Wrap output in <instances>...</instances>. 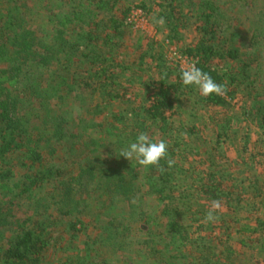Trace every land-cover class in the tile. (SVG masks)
Wrapping results in <instances>:
<instances>
[{"label":"trees","instance_id":"1","mask_svg":"<svg viewBox=\"0 0 264 264\" xmlns=\"http://www.w3.org/2000/svg\"><path fill=\"white\" fill-rule=\"evenodd\" d=\"M74 1L67 13L64 7L56 5L53 0L41 2L44 9H38V12L44 14L45 19L43 18L41 26L32 29L28 13L36 6V2L0 0V264L45 262L46 252L52 246L56 234L50 230L52 222H47L39 208L49 203L62 205L66 202L72 204L74 201L70 197L72 188L61 179L63 170L54 159L59 148L62 150L69 147L70 152L77 153L73 142L79 143L78 139L84 136L83 128L90 123L81 113L75 114L70 101L78 97V92H82L84 96L85 91H88L92 100L98 101L93 110L106 113L89 125L101 129L104 137L100 146L105 154L99 161L95 155L96 167L82 168V172L88 173L89 179H96L99 190L97 193L110 194L111 199L127 198L136 186H143L146 195L158 202L157 216L162 219L160 221L164 220L158 237L160 240L168 239L166 244L173 247L170 254L159 247L156 257L158 260L164 258V262L169 264H182L179 259L186 264H201L204 259L220 262L219 264L230 263L235 252L232 254L230 247H221L225 261H219V255L213 252L215 247L210 246L213 235H210V241H204L205 244L211 242L205 246H210L209 252L202 254L197 249L188 248L184 253L182 250V245L187 246L189 241L193 244L198 241V238L190 240L185 219L191 216V220L200 223V219L208 211V202L217 198L222 200L217 192H221L226 175H216L220 181L217 182L212 172L206 178L212 185L198 184L197 180L195 184L192 180L193 173L187 168L191 174V183L187 184L184 177L188 173L179 164V158L186 150L183 149L184 143L198 145L201 140L198 136L200 130L196 125L181 123L186 119H181L180 127H174L179 114L178 108L184 106L178 105L182 99H195L201 109L217 111L227 108L237 96L248 95L249 89L255 90L257 87L258 78L252 79L248 72L250 62H244L241 69L236 67L232 60L238 57L237 50L234 46H227L228 42L220 38L228 26L225 27V15L219 3L216 0L188 1V6H193L191 10L197 11L194 13L196 39L184 44L183 53L216 82L226 85V94L223 97H202L195 86L183 85L179 65L170 63V67L163 66V62L165 64L167 60L161 54L160 64L157 66L160 78L144 81L152 92L149 91L151 93L142 105L132 103L129 106L128 103L133 99V89L125 86L126 81L122 77L126 75L127 67L123 66L120 59V40L125 29L128 30L133 25L129 19L133 9L142 10L145 17L155 23L151 17L154 7L142 0L140 4L115 11L119 0ZM168 3L174 8L172 0ZM160 6L157 18L163 17L170 30L177 34L174 38H179L180 28L188 25V15L173 19L172 13L163 11L164 3ZM105 12L104 18L98 19L100 13ZM77 30L81 32L77 33ZM131 73L141 76L135 70H131ZM262 96L260 94L255 97L257 100L252 102V111L264 121ZM255 103L261 106L258 107ZM224 125L215 119L213 121L212 132L219 140L229 138L230 132L227 125ZM149 127L153 128V132L149 133L150 137L156 139L153 134L157 129L159 139L167 142L169 153L176 160L175 166L170 169L162 161L166 168L163 173L155 167L145 168L120 156L121 149L134 142L140 132H147ZM185 133L187 136H184ZM79 144V152L89 157L88 144L81 141ZM44 149L49 157L45 156ZM13 160H16V166H20L23 172V179L14 184L10 183L13 167L15 168L11 165ZM207 161L214 163L210 157ZM214 172L217 173L216 169ZM137 180H141V186L136 183ZM58 183L61 187L64 184L66 186L61 188L64 197L60 200L56 196L60 188ZM49 184L53 186L50 187ZM196 187H200L198 192L195 191ZM176 188L187 194L180 196L182 194ZM225 195L230 200L229 194ZM249 195L254 198V193ZM247 197L231 199L241 203L252 202L253 199ZM20 199L29 200L30 206L38 214L19 213V207L23 205L20 204ZM261 204V201L258 203L255 200V206L260 208ZM246 205L248 210V204ZM60 210H63L61 206ZM72 211L73 209H68L63 212L70 214ZM222 222V226L227 227L226 221L222 219ZM78 223L70 222V242L82 230ZM258 227L254 231L244 227L241 232H254L255 240H260L261 248L264 249V222L258 224ZM204 228L200 224L194 232L199 236ZM239 243L246 246L243 239H239ZM199 244L201 249L204 244Z\"/></svg>","mask_w":264,"mask_h":264},{"label":"rangeland","instance_id":"2","mask_svg":"<svg viewBox=\"0 0 264 264\" xmlns=\"http://www.w3.org/2000/svg\"><path fill=\"white\" fill-rule=\"evenodd\" d=\"M29 1L36 2V6L29 10L28 13L29 22L32 25V29H34L41 26L43 18L45 19L44 14L41 15L38 9L42 11L43 5H41V2L44 3L46 0ZM141 1L119 0L115 11L130 5L135 6L140 4ZM146 1L155 9L151 13L152 19H158L157 10L160 11V4L164 3L163 11L172 13L173 19L181 15H188V25L180 28L178 31L179 38H174L177 34L170 30L167 23L160 26L157 23H152L147 17L146 20L150 28L156 29L154 37H151L148 31L136 26L134 23L131 28L125 29L120 40L119 53L123 66L127 67L126 75L122 76L126 81L125 86L133 89V99L131 98V103H128L129 106L132 103L137 106L142 105L147 95L152 92L148 90L149 87H147L148 85L146 86L144 81L148 82L160 78L161 74L157 66L160 64L159 57L161 54L167 60V63L165 62L166 65L163 62L164 67L172 66L170 63L180 67L181 65L187 66L193 63L183 53L184 44L196 39V17H194V13L197 11L191 10L193 6L191 8L188 6L189 0H172L174 8L169 6L168 2L171 0ZM216 1L225 15V27L228 26V29L220 38L228 42L227 46H234L237 50L238 57L232 62L239 69L242 68L244 62H250L248 72L251 73L252 79L258 78L259 81L255 90L249 89L248 95L237 96L236 99L231 101L230 106L217 111L201 109L197 106L195 99L193 100L192 98L191 100L182 99L178 103L179 106H184L178 108L179 114L175 120L174 127H180L181 119H186V121L181 123L189 126L196 125L198 130H200V135L198 134V136L201 138L198 145L196 144L197 147L191 142H188V145L184 143L183 149L186 150L184 155L179 158V164L188 173L184 177L185 182L187 184L191 183L190 172L187 168L191 169L194 177L192 180L195 184L197 180L198 184L212 185V182L206 179L212 172L215 178L220 173L221 176L226 175L224 179L222 178L221 192H217L222 197L221 203L223 205V211L215 213L219 218L215 222H211L213 224L207 223L205 216L202 219L200 214V223L191 220V216L186 218L185 223L188 225L190 240L198 238V241L194 244L189 241L187 246L182 245V250L185 253L188 248L190 250L197 249V252L204 254L206 251H210V246L211 248L215 247L213 252L219 255V261H225L223 248L226 246L231 248L232 254L235 252L231 262L228 264H264V249L261 248L260 240H255L256 238L250 233H245L243 237L240 235L238 237L230 236L233 226L237 223L245 225L243 223H249L251 219H257L259 224L264 222V121H261L257 113L252 111L254 108L252 102L257 100L255 99L256 96L263 94L261 100H264V0ZM53 2L64 7L66 13L69 12L75 3L74 0H53ZM104 15H106V12L105 14L100 13L98 19L104 18ZM79 32L81 31L77 30V33ZM131 70H135L137 73L140 72L141 76L138 77V74H132ZM164 70L162 69V71ZM77 95L78 97L72 99L70 104L74 106L75 114L81 113L85 116L86 121L90 123L89 125L94 124L98 118L100 119V116L106 114L102 113V115L93 110L94 105L98 101L92 100L88 95V91H85L84 96H82V92H78ZM255 104L258 107L261 106L259 103ZM88 109H90V112ZM214 119L220 122L221 125H227L229 122V126L227 125V129L230 132L229 138L221 140L216 138L215 133L212 132ZM90 120H94V122ZM85 125H88V123ZM89 125L83 128L82 134L84 136L78 139L79 143L81 141L88 144L87 154L89 157L79 152L81 144L74 141L73 144L77 148V153L70 152L69 147L62 150L59 148L54 159L63 170L61 179L69 183L72 188L70 197L74 201H72V204L66 202L62 203V205H51L49 203L39 208L47 222H52L50 230L56 234L53 238L52 246L46 252L44 264H169L164 262V258L159 260L156 258L159 254L157 249L161 248L170 254L173 251V247L170 244H166L167 241L169 242L168 239L160 240L158 237L160 229H163L164 220L160 221L162 219L158 218L159 204L155 199L146 195L143 190L144 187L139 184L141 180L136 182L141 186V189L136 186L127 198L117 197L120 199H111L110 194L104 192L98 194L96 179H89L88 173L82 172V168L96 167L95 155L99 161L105 154L100 146L103 141L102 137H104L101 129L98 130L96 127H90ZM152 129V127H149L146 133L153 132ZM153 136L159 139V131L157 132V129H155ZM184 136H187V133ZM44 153L45 156L49 157L46 149H44ZM209 157L214 163L206 162ZM123 161H126V159ZM17 164L16 160H13L11 164L12 167L15 166L10 177V183L12 184L18 183L23 179L22 168L16 166ZM215 169L217 173L214 172ZM186 176L188 179H186ZM229 176L231 177L227 178ZM216 181L220 182L217 178ZM49 186L52 187L53 185L49 184ZM59 186L60 183H58ZM63 187H66L65 184ZM63 187L60 186L57 190L56 196L59 200L64 197L61 191ZM199 190L200 187H196L195 191L198 192ZM176 191L179 192L180 190L176 188ZM227 193L230 200L226 199L227 196L225 194ZM249 193H254V198ZM179 194L184 196L187 193L179 192ZM244 196H248V199H253L252 202L246 203L248 204V210H245L247 207L241 202L232 201V199H239ZM254 199L258 203L261 201L260 208L257 205L255 206ZM212 201L208 202L207 210H209ZM20 204L23 205L19 207V213L38 214L35 212V208L30 206L29 200L20 199ZM60 206L63 209L62 211ZM68 209H73V211L70 214H64L63 211ZM225 210L230 211L225 216V219L229 220L226 221L229 229L222 226V217H224L223 213H225ZM70 222H79L78 224L82 225V228L78 225L82 230L72 242L69 239L71 230H68ZM200 224H203L205 228L198 236L194 231ZM232 224L233 226H231ZM211 229L214 230L211 231ZM210 235H213V244L211 242L205 244L204 241L206 239L210 241ZM239 239H243L246 242V246H242L240 249L234 248L235 250H233L231 245L236 242L239 243ZM200 242L202 245L204 244L201 249ZM206 245L210 246L205 248ZM164 255L166 254L164 253ZM179 262L186 264L182 259H179ZM219 263L204 259L201 264Z\"/></svg>","mask_w":264,"mask_h":264},{"label":"clouds","instance_id":"3","mask_svg":"<svg viewBox=\"0 0 264 264\" xmlns=\"http://www.w3.org/2000/svg\"><path fill=\"white\" fill-rule=\"evenodd\" d=\"M155 23L163 26L166 22L163 17H160L155 19ZM180 71L183 85L195 86L202 97L207 98L212 95L223 97L227 92L226 85L216 82L209 73L197 67L195 62L187 66L181 65ZM120 156L131 162L135 161L145 168L155 167L161 173L166 170L161 163L162 161L166 163L168 169L176 164V160L169 153L167 142L164 139H153L148 133L143 131L138 134L134 142L121 149ZM222 211L223 205L221 201L213 200L205 214V221L215 222L219 218L215 213Z\"/></svg>","mask_w":264,"mask_h":264},{"label":"crops","instance_id":"4","mask_svg":"<svg viewBox=\"0 0 264 264\" xmlns=\"http://www.w3.org/2000/svg\"><path fill=\"white\" fill-rule=\"evenodd\" d=\"M242 203H243V205H245L246 207H247V205H246V203L244 202V201H242ZM232 207V206H231ZM245 210H247V208H245ZM230 213V211H228V210H225V213H223V216L224 217H222V219L224 220V221H229V220H227V219H225L226 217V215H228ZM252 220V219H251ZM250 220V222L249 223H243V224H245V225H241V224H239V223H237V224H235L234 226H233V224L231 225V226H233V230H232V232L230 233V236L231 237H238L239 235L240 236H242L243 237V235L245 234V233H250L253 237L256 235H253L254 234V232H251V231H249V232H245V231H242L241 232V230L244 228V227H248L249 229H251V230H253L254 231V229H257V228H259L258 227V220L257 219H255V220H252L251 221ZM237 231V232H236ZM256 237V236H255ZM236 245H238L237 247H236ZM232 246V248L234 249V248H237V249H240L241 247H242V244L241 243H238V242H236L235 244H233V245H231ZM235 250V249H234Z\"/></svg>","mask_w":264,"mask_h":264},{"label":"built area","instance_id":"5","mask_svg":"<svg viewBox=\"0 0 264 264\" xmlns=\"http://www.w3.org/2000/svg\"><path fill=\"white\" fill-rule=\"evenodd\" d=\"M129 19L136 26L142 27L144 30L149 32L151 37L155 36L156 29L150 28V25L147 23L146 17L140 9H133L129 15Z\"/></svg>","mask_w":264,"mask_h":264}]
</instances>
